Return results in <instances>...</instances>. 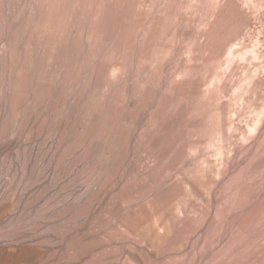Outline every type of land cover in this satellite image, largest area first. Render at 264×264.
I'll list each match as a JSON object with an SVG mask.
<instances>
[{
	"label": "rangeland",
	"instance_id": "obj_1",
	"mask_svg": "<svg viewBox=\"0 0 264 264\" xmlns=\"http://www.w3.org/2000/svg\"><path fill=\"white\" fill-rule=\"evenodd\" d=\"M0 264H264V0H0Z\"/></svg>",
	"mask_w": 264,
	"mask_h": 264
},
{
	"label": "bare ground",
	"instance_id": "obj_2",
	"mask_svg": "<svg viewBox=\"0 0 264 264\" xmlns=\"http://www.w3.org/2000/svg\"><path fill=\"white\" fill-rule=\"evenodd\" d=\"M10 193H11V192H10V188H9V190H8V198L10 197Z\"/></svg>",
	"mask_w": 264,
	"mask_h": 264
}]
</instances>
